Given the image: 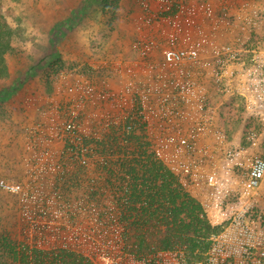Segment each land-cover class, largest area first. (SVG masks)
Segmentation results:
<instances>
[{"label": "built area", "instance_id": "1", "mask_svg": "<svg viewBox=\"0 0 264 264\" xmlns=\"http://www.w3.org/2000/svg\"><path fill=\"white\" fill-rule=\"evenodd\" d=\"M129 3L128 18L139 28L134 53L91 56L85 71H60L49 92L21 100L17 166L22 174L19 180H0V189L15 202L28 250L65 251L87 264H202L177 244L142 254L139 243L128 240L145 230L138 215L156 208L152 184L158 179L143 170L161 165L184 188L196 182L199 172L189 171L183 154L202 149L193 143L196 137L225 136L221 126L213 128L210 86L225 91L223 101L241 92L246 110L258 109L264 125V83L255 79L263 64L242 67L243 83H233L238 79L231 65L205 72L211 83L202 82L205 56H239L232 47L235 37L223 41L220 28L233 29L236 22L228 20L240 15L253 28L259 10L246 0L236 8L228 0ZM239 166L245 172L238 195L247 203L240 212H251L249 201L264 182V159L249 157ZM205 182L223 186L214 175ZM240 248L243 255L218 258L216 264H264V240Z\"/></svg>", "mask_w": 264, "mask_h": 264}, {"label": "rangeland", "instance_id": "2", "mask_svg": "<svg viewBox=\"0 0 264 264\" xmlns=\"http://www.w3.org/2000/svg\"><path fill=\"white\" fill-rule=\"evenodd\" d=\"M228 1L232 8H236L244 0ZM246 1L252 9L259 10V18L253 28L246 26L241 15L235 19L229 18L228 21L236 22L237 26L233 29L237 32L225 30V37L229 34V38L235 37L236 43L232 47L239 56H234L233 60L229 56H205L203 61L207 69L202 65V82L206 80L207 85L211 83V75L207 78L203 75L213 68L219 72L220 69H229L227 67L231 65L230 70L237 73L238 79L233 83H243L246 72L242 67L251 68L254 63L264 65V0ZM129 2L0 0V131H5L11 124L10 115L14 111L20 112L21 101L16 102V94L24 92V96H27L49 92L53 79L60 71L76 68L85 71L91 56L105 55L107 50L124 55L134 53L132 43L139 28L128 18ZM27 22L31 23L33 29H28ZM127 32H130V36ZM225 76L222 79L227 81L229 76ZM255 79L263 80L264 83V72L256 73ZM8 89L12 94L5 97L3 91ZM223 98H226V94L222 88L210 86L207 106L214 112L213 128L221 126L225 136L194 138L193 143L202 149L184 153L183 159L189 171L197 170L199 177L188 188H184L179 184V179L174 178L175 186L199 204L208 227L192 236L193 248L188 245V241L181 243L175 240L167 249L177 248L173 247L176 244L182 246L186 256L200 259L202 264H216L218 258L241 256L244 250L240 246L254 244L256 239L264 240V212H260L261 204H252L248 208L253 212H240L247 208V203L243 198L239 199L238 195V184L245 172V168L239 164L249 157L264 159V125L259 120L258 109L253 114L246 110L241 92L231 102L229 99L223 101ZM194 165L199 168L195 169ZM11 166L3 168L0 165V180L21 178L22 172L17 164ZM208 175H214L223 182V186H208L205 182ZM185 179L189 178L185 176ZM261 189H264V182ZM241 236L246 237L247 241H238ZM7 241L13 247L22 245V222L18 212H15V202L0 189V264H14V256L9 254L11 250Z\"/></svg>", "mask_w": 264, "mask_h": 264}, {"label": "trees", "instance_id": "3", "mask_svg": "<svg viewBox=\"0 0 264 264\" xmlns=\"http://www.w3.org/2000/svg\"><path fill=\"white\" fill-rule=\"evenodd\" d=\"M3 92L5 97L12 94L10 89ZM151 166L149 170H143V175L150 173L154 180L158 179L157 185L152 184L154 192L151 199L152 204H156V210L150 215L145 212L138 215L137 223L145 227V230L142 233H132L129 240L138 238L135 240L139 243L142 254L157 248H167L175 240L181 243L188 241V245L193 248L192 236L208 227L199 204L175 186L174 178L171 174L163 172L161 165ZM141 185L142 188L146 187L144 179ZM162 226L165 228L161 229ZM150 229L152 232L148 233ZM7 246L11 250L9 254L14 256V264H87L81 257L65 251L39 252L28 250L23 244L13 247L10 242Z\"/></svg>", "mask_w": 264, "mask_h": 264}, {"label": "crops", "instance_id": "4", "mask_svg": "<svg viewBox=\"0 0 264 264\" xmlns=\"http://www.w3.org/2000/svg\"><path fill=\"white\" fill-rule=\"evenodd\" d=\"M41 13H43V10H41ZM40 19V17H39ZM28 24L30 26H28ZM39 24V22H38ZM27 27L28 29H33L31 27V23L27 22ZM231 32H237V30L235 31V29H232ZM129 34L130 36V32H127V35ZM226 32H225V28H220V33L218 34V36L224 41L225 39L227 40V38H229L231 36V34H229L227 37H225ZM129 38V37H128ZM109 51V53L111 52H116V51H112V50H107ZM118 52V51H117ZM103 56V54H102ZM24 95H26L24 92H20L18 94H16L15 99L16 102L17 101H21V99L24 97ZM10 119H11V124L7 127V129H5V131H0V165L4 168H8L11 165H15L17 164V147L18 144L21 140V137L19 136V133L17 131L18 126L17 123L20 122L21 120V114L20 112L14 111L11 115H10ZM13 162L15 164H13ZM6 164V165H5ZM12 167V166H11ZM14 168V167H13ZM17 168V166H16ZM250 204H256L259 203L262 206V211L260 212H264V189L259 190L258 194L253 196L251 198V200L249 201ZM251 207V205H250ZM251 212H253V210L250 209ZM256 212V211H255Z\"/></svg>", "mask_w": 264, "mask_h": 264}]
</instances>
